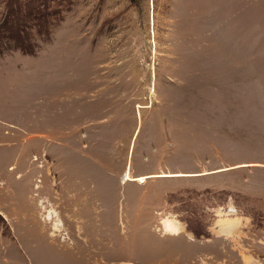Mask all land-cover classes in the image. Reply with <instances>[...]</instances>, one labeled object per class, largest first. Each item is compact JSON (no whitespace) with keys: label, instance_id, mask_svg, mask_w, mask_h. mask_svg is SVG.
<instances>
[{"label":"rangeland","instance_id":"374dc122","mask_svg":"<svg viewBox=\"0 0 264 264\" xmlns=\"http://www.w3.org/2000/svg\"><path fill=\"white\" fill-rule=\"evenodd\" d=\"M0 264H264V0H0Z\"/></svg>","mask_w":264,"mask_h":264},{"label":"trees","instance_id":"16d2710c","mask_svg":"<svg viewBox=\"0 0 264 264\" xmlns=\"http://www.w3.org/2000/svg\"><path fill=\"white\" fill-rule=\"evenodd\" d=\"M40 14H41V9H39V8H38V9H35V16H36V15L39 16Z\"/></svg>","mask_w":264,"mask_h":264},{"label":"bare ground","instance_id":"6f19581e","mask_svg":"<svg viewBox=\"0 0 264 264\" xmlns=\"http://www.w3.org/2000/svg\"><path fill=\"white\" fill-rule=\"evenodd\" d=\"M36 162H38L36 159H35Z\"/></svg>","mask_w":264,"mask_h":264}]
</instances>
